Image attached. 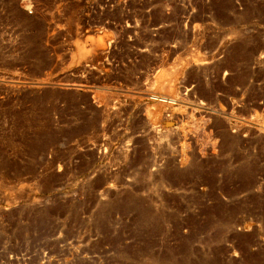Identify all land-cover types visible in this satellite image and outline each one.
I'll return each mask as SVG.
<instances>
[{
  "label": "rangeland",
  "instance_id": "374dc122",
  "mask_svg": "<svg viewBox=\"0 0 264 264\" xmlns=\"http://www.w3.org/2000/svg\"><path fill=\"white\" fill-rule=\"evenodd\" d=\"M0 264H264V0H0Z\"/></svg>",
  "mask_w": 264,
  "mask_h": 264
}]
</instances>
